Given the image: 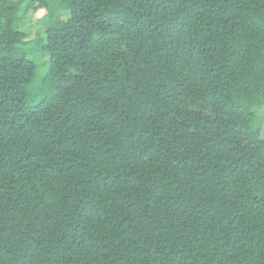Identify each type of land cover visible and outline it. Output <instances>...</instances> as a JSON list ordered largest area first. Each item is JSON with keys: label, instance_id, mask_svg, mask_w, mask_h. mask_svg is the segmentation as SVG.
Listing matches in <instances>:
<instances>
[{"label": "trees", "instance_id": "16d2710c", "mask_svg": "<svg viewBox=\"0 0 264 264\" xmlns=\"http://www.w3.org/2000/svg\"><path fill=\"white\" fill-rule=\"evenodd\" d=\"M262 107L264 0H0V264H264Z\"/></svg>", "mask_w": 264, "mask_h": 264}, {"label": "rangeland", "instance_id": "374dc122", "mask_svg": "<svg viewBox=\"0 0 264 264\" xmlns=\"http://www.w3.org/2000/svg\"><path fill=\"white\" fill-rule=\"evenodd\" d=\"M28 17L21 23V29L31 32V38L35 36V34L42 32L41 31V27L39 25V23L37 22V20L39 19V17H41V15L43 14L42 11H37L35 13H28ZM33 58H37V56H33ZM40 58V59H39ZM38 58V61L36 62L38 65V72H37V76H42L44 74H46V72H48L49 70V66H50V62L48 59L47 55H41ZM263 109L259 111L260 113V125L262 126L263 130H264V107H262Z\"/></svg>", "mask_w": 264, "mask_h": 264}]
</instances>
